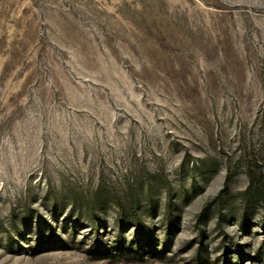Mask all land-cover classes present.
<instances>
[{"label":"rangeland","instance_id":"obj_1","mask_svg":"<svg viewBox=\"0 0 264 264\" xmlns=\"http://www.w3.org/2000/svg\"><path fill=\"white\" fill-rule=\"evenodd\" d=\"M264 0H0V264H261Z\"/></svg>","mask_w":264,"mask_h":264},{"label":"trees","instance_id":"obj_2","mask_svg":"<svg viewBox=\"0 0 264 264\" xmlns=\"http://www.w3.org/2000/svg\"><path fill=\"white\" fill-rule=\"evenodd\" d=\"M261 264H264V260L261 261Z\"/></svg>","mask_w":264,"mask_h":264}]
</instances>
